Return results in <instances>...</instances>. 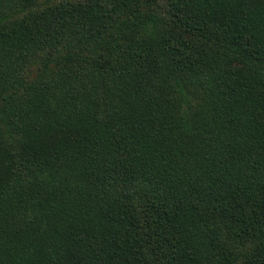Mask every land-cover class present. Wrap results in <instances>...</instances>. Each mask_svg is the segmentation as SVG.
<instances>
[{"label": "trees", "instance_id": "1", "mask_svg": "<svg viewBox=\"0 0 264 264\" xmlns=\"http://www.w3.org/2000/svg\"><path fill=\"white\" fill-rule=\"evenodd\" d=\"M0 264H264V0H0Z\"/></svg>", "mask_w": 264, "mask_h": 264}, {"label": "rangeland", "instance_id": "2", "mask_svg": "<svg viewBox=\"0 0 264 264\" xmlns=\"http://www.w3.org/2000/svg\"><path fill=\"white\" fill-rule=\"evenodd\" d=\"M40 64V63H39ZM36 66H39L38 64H35Z\"/></svg>", "mask_w": 264, "mask_h": 264}]
</instances>
